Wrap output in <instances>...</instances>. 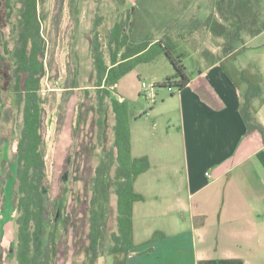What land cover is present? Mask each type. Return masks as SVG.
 Segmentation results:
<instances>
[{
    "label": "trees",
    "instance_id": "16d2710c",
    "mask_svg": "<svg viewBox=\"0 0 264 264\" xmlns=\"http://www.w3.org/2000/svg\"><path fill=\"white\" fill-rule=\"evenodd\" d=\"M10 1L7 0L8 7L11 10L14 7L18 9L13 48L12 89L15 106L22 118L12 170V203L16 212L14 258L16 264H54L52 246L47 236L58 203L55 202L51 210L46 192L47 124L41 83L49 72H53L55 60L53 53L49 59L47 58V40L43 34L45 0H15L13 4ZM64 3L65 0L55 1L52 22L56 30L59 29L63 17ZM101 19L100 16L95 17L91 35V51L96 71L94 87L100 128L103 126L101 115L105 102L107 100L111 102L115 117V151L106 154L104 162L96 167L91 180L88 264H97L104 249L110 199L109 174L114 166L117 230L111 234L112 243L107 248V255L112 258L111 264H127V257L135 247L133 206L135 202L144 200V196L135 191L134 183L140 174L150 168V160L148 156L132 155L130 126L134 114H131L125 99L114 96L119 81L138 64L151 62L165 54L175 73L158 86L169 87L174 91L185 88L190 78L184 60L191 53L190 50L180 48L181 40H185L194 31L205 29L214 38L222 39L221 53L216 54L212 50L203 49L202 57L209 65L219 63L237 88L244 87L241 102L243 119L250 130H257L264 135V127L255 121L258 107L254 104V101H258L259 105L264 103L262 76L253 70L252 65L241 68L234 63L238 55L247 48L246 42L264 31V0H209L208 15L205 18L192 17L183 21L177 38L170 32L173 24H168L160 38L149 31L144 33L140 40L132 42L127 28L131 20L128 10L127 19L115 22L105 33L103 41L100 31ZM104 45L109 61L105 58ZM73 73L69 87L75 88L78 82L75 72ZM7 180L9 178L0 184V193L3 196ZM161 235L160 232H155L151 240Z\"/></svg>",
    "mask_w": 264,
    "mask_h": 264
},
{
    "label": "rangeland",
    "instance_id": "374dc122",
    "mask_svg": "<svg viewBox=\"0 0 264 264\" xmlns=\"http://www.w3.org/2000/svg\"><path fill=\"white\" fill-rule=\"evenodd\" d=\"M55 1L45 0L43 8L47 58L53 53L55 60L53 72H49L41 83L47 124L46 192L51 210L53 204L58 203L47 237L52 246L54 264H88L91 180L106 154L115 151V117L109 100L105 102L101 115L102 128L98 124L100 116L94 87L96 71L91 51L95 17H102L100 31L103 41L105 33L115 22L127 19L128 10L131 20L127 28L132 42L140 40L149 31L160 38L168 24H173L170 32L177 38L183 21L208 15L209 0H65L63 17L57 30L52 22ZM17 15V7L11 10L7 0H0V184L9 178L5 184V196L0 193V264H16L12 170L22 120L14 103L12 89ZM221 42L222 39L214 38L205 29L194 31L181 40L180 48L193 52L184 60L186 71H192L197 60H204L201 55L203 49L221 53ZM103 50L109 61L105 45ZM254 56V51L249 49L240 54L235 64L246 65L254 60ZM73 72L78 82L75 88L69 87ZM174 73L170 60L162 54L151 62L138 64L123 76L114 96H122L127 101L131 114H142L155 102V97L168 96L169 87L160 88L158 85ZM143 83L147 84L148 90H145ZM151 85L155 87L151 88ZM114 174L115 166L109 174L110 199L104 249L97 264L112 263L107 248L112 243L111 234L117 230Z\"/></svg>",
    "mask_w": 264,
    "mask_h": 264
},
{
    "label": "crops",
    "instance_id": "0c3cea01",
    "mask_svg": "<svg viewBox=\"0 0 264 264\" xmlns=\"http://www.w3.org/2000/svg\"><path fill=\"white\" fill-rule=\"evenodd\" d=\"M245 46L254 60L239 67L261 74L264 93V31ZM203 61L185 88L133 115L132 155L150 168L134 183L144 200L133 206L127 264H264V135L243 119L244 87ZM254 104L264 127V103Z\"/></svg>",
    "mask_w": 264,
    "mask_h": 264
},
{
    "label": "built area",
    "instance_id": "2783aa9c",
    "mask_svg": "<svg viewBox=\"0 0 264 264\" xmlns=\"http://www.w3.org/2000/svg\"><path fill=\"white\" fill-rule=\"evenodd\" d=\"M143 87H145V90H148V86L146 83H143ZM151 88H153V86L151 85Z\"/></svg>",
    "mask_w": 264,
    "mask_h": 264
}]
</instances>
